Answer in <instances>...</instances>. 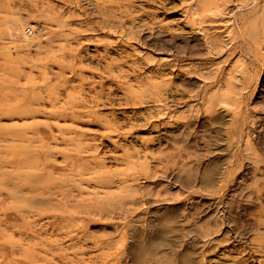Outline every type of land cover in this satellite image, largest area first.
<instances>
[{
    "label": "rangeland",
    "instance_id": "1",
    "mask_svg": "<svg viewBox=\"0 0 264 264\" xmlns=\"http://www.w3.org/2000/svg\"><path fill=\"white\" fill-rule=\"evenodd\" d=\"M0 264H264V0H0Z\"/></svg>",
    "mask_w": 264,
    "mask_h": 264
},
{
    "label": "built area",
    "instance_id": "2",
    "mask_svg": "<svg viewBox=\"0 0 264 264\" xmlns=\"http://www.w3.org/2000/svg\"><path fill=\"white\" fill-rule=\"evenodd\" d=\"M28 32H31V30L30 29H26Z\"/></svg>",
    "mask_w": 264,
    "mask_h": 264
},
{
    "label": "bare ground",
    "instance_id": "3",
    "mask_svg": "<svg viewBox=\"0 0 264 264\" xmlns=\"http://www.w3.org/2000/svg\"><path fill=\"white\" fill-rule=\"evenodd\" d=\"M6 80V79H5ZM14 83V82H13ZM10 96V95H9ZM12 108V107H11ZM18 108V107H17Z\"/></svg>",
    "mask_w": 264,
    "mask_h": 264
}]
</instances>
